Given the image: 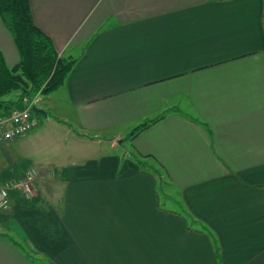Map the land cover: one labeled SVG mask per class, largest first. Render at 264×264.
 Wrapping results in <instances>:
<instances>
[{"label":"crops","instance_id":"1","mask_svg":"<svg viewBox=\"0 0 264 264\" xmlns=\"http://www.w3.org/2000/svg\"><path fill=\"white\" fill-rule=\"evenodd\" d=\"M29 8L75 64L22 136L56 156L0 148V264H264V0Z\"/></svg>","mask_w":264,"mask_h":264},{"label":"trees","instance_id":"2","mask_svg":"<svg viewBox=\"0 0 264 264\" xmlns=\"http://www.w3.org/2000/svg\"><path fill=\"white\" fill-rule=\"evenodd\" d=\"M0 18L19 55V62L8 67L0 52L2 114L12 108L23 107L25 101H32L38 94L47 96L58 89L73 69L75 61L59 56L52 41L35 26L29 0H0ZM12 94L17 96L14 100L5 99ZM152 122L139 126L128 139L131 140Z\"/></svg>","mask_w":264,"mask_h":264},{"label":"built area","instance_id":"3","mask_svg":"<svg viewBox=\"0 0 264 264\" xmlns=\"http://www.w3.org/2000/svg\"><path fill=\"white\" fill-rule=\"evenodd\" d=\"M35 99V98H34ZM34 99L25 101L23 107L12 108L7 113L0 114V148L22 137L37 126V120L33 119L31 112L35 107ZM17 190L25 197L32 195L31 174L27 178L16 183H7L0 187V212L10 209V191Z\"/></svg>","mask_w":264,"mask_h":264},{"label":"rangeland","instance_id":"4","mask_svg":"<svg viewBox=\"0 0 264 264\" xmlns=\"http://www.w3.org/2000/svg\"><path fill=\"white\" fill-rule=\"evenodd\" d=\"M47 96H42V98H44V100H45ZM16 97L17 96H15V94H12V95L6 96L5 99L14 100ZM36 105H37L38 108L43 107L44 109H46L45 106H42L43 104H41V101H39L38 103H36ZM31 115H32L33 119H35V120H37V119L44 120V118L42 116L37 115L34 112H31ZM27 137L28 136H24V137L20 138L19 140L13 141V143L10 144L9 147L6 146L5 149L7 150V152H10V150H13V154H15V155H17V156L20 157V155L22 154V149L24 147H28L31 150V154H33V156H34L33 159H29L28 160L29 162H32L34 159L42 160V159L48 158L49 156L54 157V156H56V153H58V149L57 150H50V149H46L45 147H40L39 145L36 144V141L35 140L27 141ZM121 144L126 149H128V151H130V143H129L128 137H122ZM121 144H118V145H121ZM50 152H54V153H51V155H49L48 153H50ZM22 158H25V157L23 156ZM1 159L3 160L2 157H1ZM22 180L20 182H22ZM9 182H10V180L4 182L2 185L6 184V183H9ZM20 182H17L16 184H20ZM11 183H13V182H11ZM45 189L48 190L47 185L45 186ZM14 191H17V190H14ZM11 192H13V191H11ZM23 198L29 199V197H25V196Z\"/></svg>","mask_w":264,"mask_h":264},{"label":"water","instance_id":"5","mask_svg":"<svg viewBox=\"0 0 264 264\" xmlns=\"http://www.w3.org/2000/svg\"><path fill=\"white\" fill-rule=\"evenodd\" d=\"M32 112H34L37 115H40V116H43V117H47L46 113L40 108L33 107L32 108Z\"/></svg>","mask_w":264,"mask_h":264}]
</instances>
